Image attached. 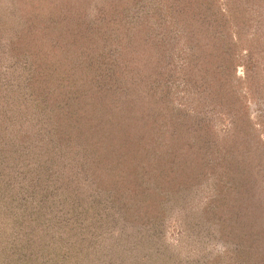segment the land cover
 I'll return each mask as SVG.
<instances>
[{
	"label": "rangeland",
	"instance_id": "rangeland-1",
	"mask_svg": "<svg viewBox=\"0 0 264 264\" xmlns=\"http://www.w3.org/2000/svg\"><path fill=\"white\" fill-rule=\"evenodd\" d=\"M263 229L264 0H0V264H264Z\"/></svg>",
	"mask_w": 264,
	"mask_h": 264
},
{
	"label": "trees",
	"instance_id": "trees-1",
	"mask_svg": "<svg viewBox=\"0 0 264 264\" xmlns=\"http://www.w3.org/2000/svg\"><path fill=\"white\" fill-rule=\"evenodd\" d=\"M70 20H71V23H72V18H70ZM95 28L96 27H94L93 29H95ZM73 40L76 42L78 39L76 37H74ZM46 123H47V125H46L47 134L46 135H48L49 137L53 138L52 141H50V143H49L50 144V147H51V150H49V154L48 155H50V156H48V159L51 160L50 161V164L51 165H54V161L53 160H54V158H56L57 155H63L65 153H69L67 151L62 150L63 146H62L61 149L58 147L59 146V138H61V139H67L68 138V134L66 132H64V134H63V131L61 132L59 130H57V132H56L53 129L54 127H52V125H50L48 122H45L44 124H46ZM41 128H42V126H41ZM59 133H61V134L59 135ZM15 134L16 135H19V136H22L23 135L22 132L15 133ZM31 137H33V136H31ZM26 143L29 144L30 148H32L34 150L33 153H34V155H36L35 156V158H36L35 162L37 163L38 157L41 156V153L38 152L39 150H36L35 151L34 147L39 146V142H32V143L29 142V141L20 142V144L22 146L24 144H26ZM82 148H84V147H82ZM86 152H89L88 151V148L86 149ZM6 159L7 158L4 157V160L2 161L3 165H6L7 164L8 159L7 160ZM37 169L39 170L38 173H36V176H32L31 175L32 177L31 176L29 177V178H31V180L28 182L29 183L28 186L24 189V193L27 194L28 196L32 195L33 193H38V192L40 193L45 188L48 189V186H50L49 183L52 182L51 181V174H50V172L42 171V167H40V165L38 167H36V171H37ZM17 178H18V176L16 177V179L14 178L15 179L14 182H17ZM1 179H2V177H1ZM37 186H38V188H37ZM29 187H32L30 191L28 190ZM42 196L43 195H41L40 197L43 200ZM263 232H264V229H263Z\"/></svg>",
	"mask_w": 264,
	"mask_h": 264
}]
</instances>
